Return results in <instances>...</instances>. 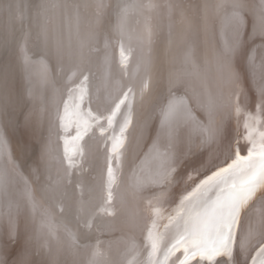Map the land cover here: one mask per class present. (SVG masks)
<instances>
[{
    "label": "rangeland",
    "instance_id": "1",
    "mask_svg": "<svg viewBox=\"0 0 264 264\" xmlns=\"http://www.w3.org/2000/svg\"><path fill=\"white\" fill-rule=\"evenodd\" d=\"M166 1L0 0V138L6 137L2 138V143L12 173L18 178L21 177L20 180L30 187L38 200L43 197L41 208L34 211L32 218L38 217L36 218L38 221H42L43 218L44 221L37 222L45 228L51 224L53 227L55 225L54 228L51 226L47 228L48 233L53 235L50 234V237L48 235V241L46 238L38 242L39 245L41 244L40 247L36 245L38 243L35 247H28L29 245L26 246L24 243L21 247L25 240L10 238L5 234L0 236V261L4 264H33L34 260L35 264H60L59 259L62 257L60 251L62 252L67 234L82 242L96 241L103 232L107 236L115 229L129 231L138 239L140 244L137 246L138 256L136 255L133 264H149L147 257L150 248L147 236L153 224L156 225L154 232L164 233L163 247L166 249L174 240L178 228L182 226L183 218L187 216L188 207H182L181 200L208 176L220 168L227 167L236 158L237 150L241 152V156H247L253 143L259 146L264 142L260 136L264 133V89L257 87L255 89L254 86L247 84L248 73L245 69V65L250 63L252 53L258 56L259 60L264 58V0H192V4L190 1L188 3V0H168V3ZM71 7L74 11H71ZM223 7L229 8V11H225ZM52 9L53 11L55 9V13ZM218 12L222 15L220 13L218 15ZM234 13L239 14V21ZM206 14L207 16L210 14L208 19ZM195 17H198L200 22ZM210 19L212 21H209ZM225 19H228V22ZM247 19L251 20L248 22ZM52 23L55 29L52 28ZM57 25L60 27L58 28ZM206 26L209 29H205ZM28 29L30 31H27ZM55 30L61 35L55 33ZM212 36L215 38L214 43ZM223 36L225 40H222V44L227 45L226 49L219 44L221 41L218 37L221 39ZM52 43H56L55 46ZM121 47L127 56L126 65L121 64ZM184 48L186 50H183ZM57 54L58 58H56ZM25 55L32 61L28 63L29 65L24 63ZM29 72L32 73L31 76ZM215 73L219 78H216ZM200 78L204 80L201 82ZM260 78H264V73ZM40 82L44 85L42 86L43 83ZM37 83L41 84L39 88ZM212 86L221 87L216 89L218 95L214 93L216 90ZM81 87L85 91L83 102L77 110L75 104L81 94ZM128 88L132 89V93L129 94L131 123L125 133L123 148L113 152L114 139L119 135L120 125L129 115V110L125 105H121L111 125L108 124L107 118ZM179 90L182 93H189L199 108L205 114H210L207 117L216 135L213 133L214 136H209L207 145L200 146L202 148L198 149L199 152H193L194 154L184 158L183 163H185H182L173 174L165 175L168 180L163 176L158 178L160 181L150 182L151 185L145 187L146 192L144 188L142 191L133 188V191L131 188L133 186L128 185L126 179L132 155L146 141L158 102L169 92H180ZM223 90L226 95L221 94ZM43 92L45 95L42 96ZM65 103L68 105V115L62 127L59 117L64 115ZM210 104L211 106L215 104L214 108H211ZM220 105L222 108L219 109ZM77 111L79 117L76 116ZM89 111L98 119L90 118L87 115ZM78 120L80 129L83 128L84 120H88L91 127L83 133V139L76 141L74 137L78 131ZM3 131L4 136H2ZM220 136L222 139H219ZM216 141L221 146L215 145ZM66 146L74 162L72 167H69L65 158ZM222 147L226 150L223 151ZM74 148L78 149L75 153H73ZM211 154H217V157L215 156L217 159L214 155L211 158ZM208 156L214 162L206 159ZM205 159L211 164H205ZM109 165L116 176V182L110 189V201L108 199ZM176 174L178 180L175 178ZM156 187L160 190L158 191ZM212 190L208 195L215 199L217 194L215 191H219V188ZM261 191L262 193L256 195L263 194V196L255 198L264 199V190ZM254 199L249 201L241 212L236 227L237 248L243 236L250 240L249 258L258 247V242L264 241V208L259 207L261 200L253 201ZM44 207L46 211L43 210ZM55 231L56 236H54ZM24 245L30 253L26 251ZM21 249L25 252L22 253ZM35 252L39 253L37 255L40 257H36ZM181 254L182 249L169 258L168 264L177 263V257ZM38 258L42 260L39 259L41 263L38 262ZM160 258L163 259V251ZM223 259L226 258H217L218 261ZM240 259L237 257L238 261ZM189 264H201V262L197 257Z\"/></svg>",
    "mask_w": 264,
    "mask_h": 264
},
{
    "label": "bare ground",
    "instance_id": "2",
    "mask_svg": "<svg viewBox=\"0 0 264 264\" xmlns=\"http://www.w3.org/2000/svg\"><path fill=\"white\" fill-rule=\"evenodd\" d=\"M166 1V0H165ZM168 1V0H167ZM166 1V2H167ZM184 1V0H183ZM181 1V3L183 2ZM191 3L192 0H188V3ZM219 1V0H218ZM223 1V0H222ZM250 1V0H249ZM255 1V0H254ZM257 1V0H256ZM78 2V1H76ZM164 2V0H163ZM206 2V1H205ZM210 2V1H209ZM207 1V3H209ZM75 3V2H73ZM168 3V2H167ZM218 3V2H217ZM215 3V4H217ZM224 3V2H223ZM251 3V2H250ZM8 4V3H7ZM46 4V3H45ZM77 4V3H76ZM184 4V3H183ZM192 4V3H191ZM227 4V2H226ZM50 5V4H49ZM71 5V4H70ZM185 5H186V2H185ZM188 5V4H187ZM190 5V4H189ZM204 5V4H203ZM228 5V4H227ZM251 5H253L251 3ZM211 6V5H210ZM218 6V5H216ZM222 6V5H221ZM219 6V8L221 7ZM6 7V6H4ZM4 7H2L4 9ZM75 7V6H74ZM182 7V6H181ZM202 7V6H201ZM227 7V6H226ZM236 7V6H235ZM45 8V7H44ZM217 8V7H216ZM224 8V7H223ZM47 9V8H46ZM56 11H58V9L55 7ZM54 9V11H55ZM70 9V8H69ZM155 9V8H154ZM199 9V8H198ZM210 9V8H209ZM214 11H217L215 8H213ZM212 9V11H213ZM221 9V8H220ZM257 9V8H256ZM43 10V9H42ZM76 10V9H75ZM156 10V9H155ZM192 10V9H191ZM202 10V9H201ZM222 10V9H221ZM225 11H229V8H224ZM53 11V9H52ZM53 11V12H54ZM71 11H74L72 10V7H71ZM178 11V10H177ZM206 11V10H205ZM204 11V12H205ZM224 11V12H225ZM264 11V10H263ZM50 12H51V9H50ZM192 12V11H191ZM190 12V13H191ZM194 12V11H193ZM222 12V11H221ZM246 12V11H245ZM256 12V11H255ZM259 12V11H258ZM55 13V12H54ZM72 13H75V12H72ZM196 13V12H195ZM199 13V11H198ZM202 13V11H201ZM220 12H218L217 14L219 15ZM226 13V12H225ZM257 13V12H256ZM34 14V13H33ZM57 14V12H56ZM193 14V13H191ZM197 14V13H196ZM213 14V13H212ZM215 14V13H214ZM221 14V13H220ZM258 14V13H257ZM43 15V13H42ZM52 17H53V13L51 14ZM143 15V14H142ZM198 15V14H197ZM200 15V14H199ZM216 15V16H218ZM222 15V14H221ZM260 15V14H259ZM34 16V15H33ZM57 15H55L56 17ZM74 16V15H73ZM78 16V15H77ZM202 16V15H201ZM207 16V14H206ZM210 16V14H209ZM209 16H207V19L209 18ZM199 17V16H198ZM198 17H195L198 19ZM215 17V15L213 16ZM230 17V16H228ZM227 17V18H228ZM233 17V15H232ZM76 18V17H75ZM225 18V16H224ZM51 19V18H50ZM54 19V18H53ZM59 20V18H57ZM195 19V20H197ZM216 19V17H215ZM55 20V19H54ZM53 20V21H54ZM57 20V21H58ZM77 20V18H76ZM199 22H200V19H198ZM203 20V19H202ZM214 20V19H213ZM218 20H221V19H218ZM224 20V19H223ZM227 20V21H226ZM248 20V19H247ZM251 20V19H249ZM248 20V22H249ZM51 21V20H50ZM56 21V22H57ZM70 21V20H69ZM74 21V19H73ZM209 21H212V19H210ZM226 22H228V19H225ZM231 21V20H230ZM235 21V20H233ZM40 22V21H39ZM61 22V20H60ZM59 22V23H60ZM222 22V21H221ZM224 22V24L226 23ZM55 23V22H54ZM58 23V25H59ZM74 23V22H73ZM207 24V22H205ZM212 25H213V22H211ZM210 23V24H211ZM223 23V22H222ZM34 24V23H33ZM43 24V23H41ZM57 24V23H56ZM56 24H54V26L56 27ZM209 24V23H208ZM219 26L221 25L220 23H218ZM227 24V23H226ZM233 24V23H231ZM253 24V23H252ZM49 26V24H47ZM57 25V26H58ZM195 25V24H194ZM204 25V24H203ZM211 25V26H212ZM228 25V24H227ZM249 25V24H248ZM34 26V25H33ZM218 26V25H217ZM250 26V25H249ZM247 26V27H249ZM60 26H58L59 28ZM73 27V26H72ZM97 27V26H96ZM194 27V26H193ZM200 27V26H199ZM210 27V26H209ZM221 27V26H220ZM42 28V27H41ZM52 28H53V23H52ZM57 28V27H56ZM213 28V27H212ZM216 28V27H215ZM55 29V28H53ZM62 29V28H61ZM107 29V28H106ZM205 29H209L207 28V26L205 27ZM211 29V28H210ZM214 29V28H213ZM33 30V29H32ZM38 30V29H37ZM60 30V29H59ZM90 30V29H89ZM141 30V29H140ZM196 30V28L194 29ZM212 30V29H211ZM224 30V29H223ZM226 30V28H225ZM27 31H30L29 29ZM49 31H50V28H49ZM205 31V30H204ZM207 31V30H206ZM205 31V32H206ZM214 31V30H213ZM218 31V30H217ZM229 31V30H227ZM248 31H249V28H248ZM43 32V31H42ZM52 32V30H51ZM55 33L58 32V30L54 31ZM67 32V31H66ZM211 32V31H210ZM215 32V31H214ZM222 32V31H221ZM28 33V32H27ZM47 33V31L45 32V34ZM60 32H58L57 34H59ZM201 33V32H199ZM204 33V32H203ZM208 33V32H207ZM206 33V34H207ZM213 33V32H212ZM216 33V32H215ZM220 33V32H219ZM224 33V32H222ZM221 33V35H222ZM52 34V33H51ZM101 34V33H100ZM202 34V33H201ZM232 34V33H231ZM235 34V32H234ZM42 35V34H41ZM61 35V34H59ZM58 35V36H59ZM148 35V34H147ZM210 35V34H208ZM218 35V34H216ZM220 35V37H221ZM225 35V34H224ZM49 36V35H47ZM53 36V35H52ZM51 36V37H52ZM56 36V35H55ZM57 36V37H58ZM71 36V35H70ZM207 36V35H205ZM215 36V35H214ZM43 37V36H42ZM50 37V38H51ZM61 37V36H60ZM184 37V36H183ZM201 37V36H200ZM202 37H204V35L202 34ZM201 37V38H202ZM208 37V36H207ZM219 40L221 41L219 44L220 46H222V40H225L224 39V36L223 38H221ZM233 37V35H232ZM54 38V37H53ZM62 38V37H61ZM186 38V37H184ZM206 37H204L205 39ZM213 38V36H212ZM228 38V37H227ZM48 39V38H47ZM46 39V41H47ZM188 39V38H186ZM185 39V40H186ZM210 39V38H209ZM215 38H213L214 40ZM42 40V39H41ZM52 40V39H51ZM203 40V38H202ZM207 40V38H206ZM212 40V39H211ZM231 40V39H230ZM57 41V40H56ZM58 41H59V38H58ZM205 41V40H204ZM210 41V40H209ZM67 42V41H66ZM136 42V41H134ZM187 42V40H186ZM208 42V41H207ZM215 40L212 42L214 43ZM227 42V39L225 41V43ZM232 42V41H231ZM235 42V40H234ZM132 43V42H131ZM188 43V42H187ZM211 43V41H210ZM43 44V43H42ZM45 44V43H44ZM43 44V45H44ZM48 44V43H47ZM56 44V43H55ZM54 43H52V45L55 46ZM63 44V43H62ZM137 44V43H136ZM205 44V43H204ZM209 44V43H207ZM216 44V43H215ZM46 45V44H45ZM133 45V44H132ZM49 46V44H48ZM52 46V47H54ZM138 46V45H137ZM183 46V45H182ZM181 46V47H182ZM208 46V45H207ZM224 46V45H223ZM227 46V45H225ZM224 46V48H225ZM41 47V46H40ZM63 47V46H61ZM139 47V46H138ZM186 47V46H184ZM193 47V46H192ZM46 48V47H45ZM47 49V48H46ZM58 49V48H57ZM140 49V48H139ZM196 49V48H195ZM226 49V48H225ZM224 49V50H225ZM264 49V48H263ZM54 50V49H53ZM183 50H186L185 48ZM182 50V51H183ZM223 50V49H222ZM228 50V49H227ZM49 51V50H48ZM56 51V49L54 50ZM59 51V50H58ZM213 51H216L213 49ZM47 52V50H46ZM63 52V50L61 51V53ZM54 53V52H53ZM58 53V52H57ZM199 53V52H198ZM223 53V52H222ZM229 53V52H228ZM232 53V52H231ZM52 54V53H51ZM50 54V56H51ZM59 54V53H58ZM57 54V57L58 58V55ZM221 54V52H220ZM55 55V54H54ZM63 55V54H62ZM115 55V54H114ZM194 55V54H193ZM227 55V54H226ZM53 56V55H52ZM228 58H230L229 55H227ZM192 57V56H191ZM190 57V58H191ZM22 58V57H20ZM54 58V57H53ZM61 58V57H60ZM195 59V57H193ZM191 58V59H193ZM197 58V57H196ZM55 59V58H54ZM35 60V59H34ZM228 60V59H227ZM56 61V60H55ZM62 61V60H61ZM198 61V59L196 60V62ZM32 62V61H31ZM194 62V61H193ZM20 63V62H19ZM36 63V62H35ZM223 63V62H222ZM228 65V61L226 62ZM57 64V63H56ZM193 64V63H192ZM24 65V64H23ZM26 65V64H25ZM29 65V64H28ZM27 65V66H28ZM32 65V64H30ZM41 65V64H40ZM19 66V64H18ZM47 66V65H46ZM56 67H58L57 65H55ZM219 66V65H218ZM223 66H224V63H223ZM33 67V66H32ZM41 67V66H40ZM227 67V65H226ZM25 68V67H24ZM44 68V66L42 67ZM219 68V67H218ZM29 69V68H27ZM33 69V68H32ZM219 69H225L224 67L222 68H219ZM245 69L248 73V82L247 84L249 83V85L252 87L254 86V88L256 89L259 88H263L264 89V78H260V75L262 73H264V58L263 60H259L258 56L256 57L254 55V53H252L251 55V59H250V63H247V66L245 65ZM47 70V69H46ZM45 70V71H46ZM29 70H27V73H28ZM216 71V69H215ZM26 72V71H25ZM24 72V73H25ZM220 72V71H219ZM218 72V73H219ZM30 73V72H29ZM32 73H30V76H31ZM18 75V74H17ZM28 75V74H27ZM25 77H28L26 75H24ZM37 76V75H36ZM215 76L216 78H219L217 77V73H215ZM219 76V75H218ZM33 77V76H32ZM29 78V77H28ZM27 78V79H28ZM34 78V77H33ZM202 78V77H201ZM200 78V81L202 80ZM40 79V78H39ZM199 79V78H197ZM26 80V79H25ZM42 80V79H41ZM52 80V79H51ZM204 80V79H203ZM202 80V81H203ZM219 80V79H217ZM11 81V80H10ZM30 81V80H29ZM199 81V82H200ZM201 81V82H202ZM32 83V81H30ZM214 82V81H213ZM31 83H30V86H31ZM34 83V81H33ZM40 83H43V82H40ZM164 83V82H163ZM162 83V84H163ZM198 83V82H197ZM205 83V82H204ZM203 83V84H204ZM207 83V82H206ZM222 83V82H221ZM17 84V83H16ZM161 84V83H160ZM199 84V83H198ZM224 84V83H223ZM38 85V83H37ZM41 85V84H39ZM39 85H38V88H39ZM44 85V83L42 84V86ZM206 85V84H205ZM204 85V87H205ZM222 85V84H221ZM19 86V85H18ZM208 86V84H207ZM219 86V85H218ZM223 86V85H222ZM203 87V86H202ZM209 87V86H208ZM207 87V88H208ZM213 87V86H212ZM224 87V86H223ZM222 87V88H223ZM246 87V86H245ZM42 88V87H41ZM199 88V87H198ZM206 88V87H205ZM204 88V89H205ZM214 88V87H213ZM219 87L217 88H214L215 90L218 89ZM221 88V87H220ZM219 88V89H220ZM43 89V88H42ZM45 89V88H44ZM203 89V88H202ZM209 89V88H208ZM207 89V90H208ZM213 89V91H214ZM38 90V89H37ZM200 90V89H199ZM211 90V88H210ZM251 90V89H250ZM20 91V90H19ZM36 91V90H35ZM43 91V90H42ZM180 92H169L164 98H162V100L160 102H158L157 104V108H156V111H155V115L152 116V122H151V126H150V130H149V134L147 135L146 137V141L145 143L143 142V146L141 145V143L139 144L140 148H137L135 150V152L133 153L132 155V160L130 161L131 163H129L130 165V169H127L129 171H127V181H128V185L130 184V186H133L131 187L132 189L135 188V189H141V191L143 190V188L145 189V187L147 188L148 185L150 186V182H154L155 180L156 181H160L158 180V178H163V176L167 175V174H173L178 168H180L181 164L183 163V161H185V159L193 152H196L198 151L199 148H202L200 146H203L204 144H206L209 136H212L213 133H214V130H213V127L212 125L210 124V120L208 119L207 116H209L210 114H205L200 108L199 106L194 102V100H192V97L191 95H189V93L187 92H184L182 93L181 90H179ZM201 91V90H200ZM218 90H216V92L214 93H217L216 95H218ZM224 91V90H223ZM231 91V90H230ZM199 92V91H198ZM210 92V91H209ZM221 92V91H220ZM18 93V92H17ZM38 93V91H37ZM201 93V92H200ZM203 93V92H202ZM212 93V92H210ZM225 93L224 92H221V94ZM254 93V92H253ZM6 94V93H5ZM19 94V93H18ZM25 94V93H24ZM32 94V93H31ZM30 94V95H31ZM44 92L42 93V96H43ZM196 94V93H195ZM228 94V92H227ZM29 95V94H27ZM34 95V94H33ZM38 95V94H37ZM36 95V97H37ZM45 95V94H44ZM199 95V94H198ZM202 95V94H201ZM206 95V94H205ZM212 95V94H211ZM220 95V94H219ZM226 95V93H225ZM32 96V95H31ZM161 96V95H160ZM224 95H222L223 97ZM12 97V96H11ZM39 97V95H38ZM197 98H199V96H196ZM204 97V96H203ZM208 97V96H207ZM34 98V97H33ZM32 98V99H33ZM41 98V97H40ZM217 98V97H216ZM227 98V96H226ZM225 98V99H226ZM29 99V98H28ZM37 99V98H36ZM200 99V98H199ZM206 99V97H205ZM203 99V100H205ZM4 100V99H3ZM35 100V99H34ZM175 101L178 103V111L176 112V114L174 115L173 118L171 119H166L165 118V111L167 110V105L169 103V101ZM223 102H224V98L222 99ZM28 101V100H27ZM48 101V100H47ZM213 101L214 98H213ZM227 101V99L225 100V102ZM15 102V101H14ZM34 102V101H33ZM212 102V100H211ZM220 102V101H219ZM222 102V101H221ZM17 103V102H16ZM26 103V102H25ZM30 103V102H29ZM36 104V103H35ZM206 104V103H205ZM213 104V103H212ZM218 104V103H217ZM216 104V105H217ZM221 104V103H220ZM15 105V104H14ZM20 105V104H19ZM47 105V104H46ZM226 105V103H225ZM201 106V104H200ZM214 105L211 106L210 104V107L212 108ZM238 106V105H237ZM10 107V106H9ZM214 108V107H213ZM222 108L221 105L219 107V109ZM225 108H228L227 106H225ZM239 108V107H238ZM30 109V108H29ZM218 109V108H217ZM218 109V110H219ZM237 109V108H236ZM2 110V109H1ZM31 110V109H30ZM215 110V109H214ZM221 110H224V109H221ZM26 111V110H25ZM226 111V110H224ZM230 111V110H229ZM241 111V110H239ZM47 112V111H46ZM206 112V111H205ZM215 112V111H214ZM219 112H222L219 110ZM219 112H218V115H219ZM228 112V111H226ZM223 113V112H222ZM229 113V112H228ZM226 113V114H228ZM13 114V113H12ZM11 114V115H12ZM31 114V113H30ZM216 114V113H215ZM226 114H225V117H226ZM224 115V114H223ZM3 116V115H2ZM212 118L213 115H211ZM216 117V116H215ZM219 117V116H218ZM3 118V117H2ZM222 118V115L221 117ZM211 119V118H210ZM226 119V118H224ZM224 119H222L223 121H225ZM231 118H229L230 120ZM235 119V118H234ZM212 121V120H211ZM216 121V120H215ZM231 121V120H230ZM229 121V122H230ZM149 122V121H148ZM13 123V122H12ZM28 123V122H27ZM226 123V122H225ZM224 123V124H225ZM221 124V122H220ZM233 124V123H232ZM231 124V125H232ZM218 125V124H217ZM227 125V124H226ZM225 126V125H224ZM27 127V126H26ZM230 127V126H229ZM1 128V127H0ZM224 128V127H223ZM232 128V127H231ZM26 129V128H25ZM28 130V129H27ZM233 130V129H232ZM230 131V130H229ZM234 131V130H233ZM2 133V132H1ZM219 133H220V130H219ZM229 133V132H228ZM30 134V133H29ZM2 135V134H1ZM146 135V134H145ZM214 135H216L214 133ZM213 135V136H214ZM4 136V131H3V135ZM221 138L219 139H222V136H220ZM3 138V137H1ZM6 138V137H4ZM3 138V139H4ZM144 138V137H143ZM224 138V136H223ZM218 139V140H219ZM3 141V140H2ZM144 141V139H143ZM209 141V140H208ZM5 142H8V141H5ZM141 142V141H140ZM217 144L215 145H219L218 144V141H216ZM221 142V140L219 141ZM227 143V142H226ZM6 144V143H5ZM222 144V143H221ZM7 145V144H6ZM207 145V144H206ZM225 145V144H223ZM222 145V146H223ZM221 146V145H219ZM229 146V145H228ZM106 147V146H105ZM138 147V145H137ZM206 147V146H205ZM216 147V146H214ZM225 147V146H224ZM227 147V146H226ZM6 148V146H5ZM101 148V147H100ZM221 148V147H220ZM223 148V147H222ZM211 149V148H210ZM209 149V150H210ZM218 149V146L217 148ZM248 149V148H247ZM6 149H4V145L3 143H0V236H10V228L12 226L15 227V234H14V238L16 239H22V240H25V242L23 241V243L20 245L22 247V245L25 243L26 246L27 244L29 245L28 247H35V244L40 242L41 240H46L48 241V235L50 237V234L51 233H48L47 231V228L48 227H53L52 224L49 225L47 228H45V226L39 224L38 222H42L44 221L43 218H42V221H38L36 220V218L38 219V217L36 218H32L33 216H31L34 211L36 209H39L41 208V200L43 197H41V199L38 200V198L35 196V194H33V192L31 191L30 187L26 184H24L25 182L21 181L20 178H18L15 174L12 173L11 169H10V166H9V159H8V156H7V153L5 151ZM44 150V149H43ZM204 150V148H203ZM220 150V149H219ZM226 150L225 148H223V151ZM200 151V150H199ZM198 151V152H199ZM215 151V149H214ZM105 152V151H104ZM208 152V151H207ZM218 152V151H217ZM216 152V153H217ZM227 152V151H226ZM46 153V152H45ZM197 153V152H196ZM203 153V152H202ZM206 153V152H205ZM204 153V155H205ZM211 153V152H210ZM213 153V151H212ZM222 153V152H221ZM220 153V154H221ZM241 153V152H240ZM247 153V152H246ZM194 154V153H193ZM199 154V153H198ZM201 154V152H200ZM199 154V155H200ZM218 154V153H217ZM217 154H211V158L212 156L214 155V157L216 156L217 157ZM225 154V152L223 153ZM203 155V156H204ZM208 155V154H207ZM195 156H198L195 154ZM206 156V155H205ZM208 158L206 157V159H208L209 161H211ZM215 157V158H216ZM185 158V159H184ZM191 158V157H190ZM188 158V159H190ZM201 158H202V155H201ZM219 158V157H218ZM182 159V160H181ZM184 159V160H183ZM206 159H205V164L206 163H210L209 161L206 162ZM217 159V158H216ZM98 160V159H96ZM200 160V159H199ZM213 160V159H212ZM198 161V160H197ZM193 162V161H192ZM196 162V161H194ZM211 162H214V161H211ZM185 163V162H184ZM183 163V164H184ZM192 164V163H191ZM203 164V162H202ZM211 164V163H210ZM209 164V165H210ZM193 165V164H192ZM191 165V166H192ZM12 167V166H11ZM14 169V168H13ZM18 171V170H16ZM15 173V171H14ZM185 173V172H184ZM125 174V176H126ZM23 175V174H22ZM173 176V175H172ZM177 178V174L175 175ZM181 176V175H180ZM166 177V176H165ZM185 177V176H184ZM23 178V177H22ZM167 178V177H166ZM165 180H168V178ZM171 178V177H170ZM174 178V179H175ZM180 178V177H179ZM173 180V179H172ZM178 180V178H177ZM155 181V182H156ZM176 180H174L175 182ZM124 182V180H123ZM154 182V183H155ZM165 182V181H164ZM172 182V181H169V183ZM27 183V182H26ZM153 183V184H154ZM168 184V183H167ZM166 184V185H167ZM172 184V183H171ZM170 184V185H171ZM125 185V184H124ZM127 185V186H128ZM156 186V184H154ZM162 185V184H161ZM168 185V186H170ZM163 187V186H162ZM151 188V187H150ZM153 188V186H152ZM157 188V187H156ZM154 189V188H153ZM152 189V190H153ZM158 191L160 190L159 188H157ZM156 189V190H157ZM81 190V189H80ZM147 189H145V192H146ZM155 190V191H156ZM217 190V189H216ZM134 191V189H133ZM214 191V190H212ZM139 192V191H138ZM151 192V191H150ZM153 192V191H152ZM210 192V191H209ZM215 192H218V191H215ZM136 193V191H135ZM141 193H144V192H141ZM140 193V194H141ZM157 193V192H156ZM159 193V192H158ZM257 193H262L261 190H258ZM58 194V193H57ZM153 194V193H152ZM209 193L206 194V196L202 197L201 199L202 200H213L214 197L212 198V196H209L208 195ZM216 194V193H215ZM213 194V195H215ZM143 195V194H142ZM141 195V196H142ZM212 195V194H211ZM44 196V195H43ZM257 196H263V194H257L255 195L252 199H254L255 197ZM39 197V196H38ZM144 197V195H143ZM40 198V197H39ZM146 199V198H145ZM252 199L250 201H252ZM258 199V200H257ZM259 201L261 200L260 202V206L259 207H263L264 208V199L262 197H258V198H255L253 201ZM256 201V202H257ZM255 202V203H256ZM43 208V207H42ZM45 208V207H44ZM46 211V208L43 209ZM75 210V209H74ZM88 210V209H87ZM41 211V210H40ZM36 213V212H35ZM38 213L39 210H38ZM42 213V211H41ZM45 214V213H44ZM35 215V214H34ZM36 215H39V214H36ZM31 216V217H30ZM43 217V216H41ZM44 219H47V218H44ZM49 219V218H48ZM38 221V222H37ZM48 221V220H47ZM51 221V220H50ZM49 221V222H50ZM46 222V220H45ZM44 222V224H45ZM48 222V223H49ZM52 223V222H50ZM47 224V223H46ZM175 224V223H174ZM55 227V225H54ZM53 227V228H54ZM58 227V226H57ZM62 229V228H61ZM124 229V228H122ZM162 229V228H161ZM53 230V229H52ZM56 230V229H54ZM53 230V231H54ZM110 229H108L109 231ZM116 230V229H115ZM113 230V232H110V234H105V232H103V235L99 237V239H97L96 241H85V242H82V241H79V240H76V238L74 239L73 236L71 234H67L65 236V242H64V247H60V249L62 248V252L60 251V253L62 254V257L61 259V263L60 264H133L134 262V259L136 258V253H137V246H139V242H138V239H136L135 236H133L132 233H130L129 231H125V230ZM159 230V229H158ZM163 230V229H162ZM50 231V230H49ZM111 231V230H110ZM51 232V231H50ZM62 231H60L61 233ZM57 233L56 231L54 232V234ZM58 233H59V230H58ZM63 233V232H62ZM5 234V235H4ZM102 234V233H101ZM164 234V233H163ZM168 234V233H166ZM174 234V233H173ZM53 235V234H51ZM57 234H55L54 236H56ZM247 235V234H246ZM53 236V238H54ZM60 236V235H59ZM58 236V238H59ZM135 237V238H134ZM57 238V239H58ZM61 238V237H60ZM170 238H173V237H170ZM247 239L246 236H243V239ZM56 239V238H55ZM63 239V238H61ZM91 239V238H90ZM50 240V239H49ZM64 240V239H63ZM167 240V239H166ZM169 240V239H168ZM249 240V238H248ZM56 241V240H55ZM59 242V240H57ZM62 241V240H61ZM165 241V240H164ZM171 241V240H170ZM12 242V241H11ZM27 242V243H26ZM173 242V241H172ZM48 243V242H47ZM56 243V242H55ZM61 243V242H60ZM63 243V242H62ZM164 243V242H163ZM10 244V243H9ZM20 244V243H19ZM46 244V243H45ZM44 244V245H45ZM49 244V243H48ZM47 244V245H48ZM37 246L40 247L39 243L36 244ZM46 245V246H47ZM63 245V244H62ZM168 245V243H167ZM19 246V247H20ZM55 246V245H54ZM25 247V245L23 246ZM45 246H43L44 248ZM46 248V247H45ZM59 248V247H58ZM26 251L28 248H26ZM36 249V248H35ZM34 249V250H35ZM38 249V248H37ZM41 249V248H40ZM47 249V248H46ZM52 249V248H51ZM4 250V249H3ZM7 250V249H6ZM23 250L22 253H24V249H21V251ZM29 250V249H28ZM49 250V249H47ZM42 252V250H40ZM44 251V250H43ZM58 251V250H57ZM99 252L100 255L98 256H94L93 254L95 252ZM28 252V251H27ZM28 253H30V251ZM38 252V251H37ZM46 252V251H45ZM44 252V254H45ZM52 252V251H49V253ZM59 252V251H58ZM57 252V253H58ZM36 253V252H35ZM34 253V254H35ZM43 253V252H42ZM58 253V254H60ZM162 253V252H161ZM39 254V253H36V255ZM25 255V254H23ZM42 255V254H41ZM47 255V253H46ZM52 255V254H51ZM26 256V255H25ZM28 256V255H27ZM44 256V255H43ZM138 256V255H137ZM24 257V256H23ZM31 257V256H30ZM36 257H40V256H36ZM35 257L36 261H37V258ZM237 257H239V255L237 254ZM59 258V257H58ZM149 257H147L148 259ZM40 258H38L39 260ZM43 259V258H42ZM55 259V258H54ZM32 260V258H31ZM30 260V262H31ZM41 260V259H40ZM38 261L41 263V261ZM52 260V258H51ZM149 260V259H148ZM19 261V260H18ZM21 262V261H20ZM33 264H35V260L32 261ZM175 261H173L174 263ZM28 263V262H27ZM37 263V262H36ZM47 263V262H46ZM52 263V262H51ZM56 263V262H55ZM32 264V263H30ZM177 264V263H175Z\"/></svg>",
    "mask_w": 264,
    "mask_h": 264
},
{
    "label": "snow or ice",
    "instance_id": "3",
    "mask_svg": "<svg viewBox=\"0 0 264 264\" xmlns=\"http://www.w3.org/2000/svg\"><path fill=\"white\" fill-rule=\"evenodd\" d=\"M237 21L240 17L234 13ZM30 57L24 56V63H30ZM127 56L121 47V64L126 65ZM87 80V77H84ZM84 89L81 87L80 95L77 97L75 107L80 108L83 102ZM132 89L128 88L123 93V98L115 105L112 114L107 118L108 124L113 123V118L120 110L121 105H125L129 110V115L125 117L120 125L119 135L115 137L113 143V152H118L124 146L126 139L125 133L131 123V100L129 94ZM178 111V103L169 101L164 115L166 119L174 117ZM68 115V105L65 103L64 115L60 116L61 126ZM87 115L92 119H98L92 116L91 111ZM76 116L79 117L77 111ZM88 120L83 121V128H79L74 140L83 139V133L90 129ZM247 127V126H246ZM264 141V133L260 134ZM250 138V137H249ZM2 143V138H0ZM78 151L73 149V153ZM235 159L227 165L218 169L212 175L204 179L197 187L181 200V206H187V216L183 218V224L176 233L174 240L166 249L163 247L164 237L159 232H154L156 225L148 230L147 240L149 241V264H168L169 258L176 252L181 251L180 257H177V264H189L191 260L199 258L201 264H264V241L258 242V247L249 258L251 251L250 240L241 239L237 248L236 227L239 222L240 214L247 206L248 202L256 195L258 190H264V142L259 146L255 143L248 150L247 156H241L239 151L235 152ZM65 158L68 160L69 167L74 166V162L69 156V150L65 147ZM116 182V176L111 166L108 168V187L109 201L111 200V186ZM213 188H219L215 199L202 200L201 198ZM158 212V210H156ZM109 214H111L109 212ZM171 222V221H170ZM15 227L10 228V238L14 237ZM163 251V259L160 254ZM237 254L241 258L237 260ZM94 256L100 255L97 251ZM226 258L218 261L217 258ZM0 264L4 262L0 261Z\"/></svg>",
    "mask_w": 264,
    "mask_h": 264
}]
</instances>
